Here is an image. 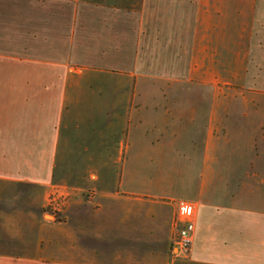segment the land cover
<instances>
[{"label": "crops", "instance_id": "0c3cea01", "mask_svg": "<svg viewBox=\"0 0 264 264\" xmlns=\"http://www.w3.org/2000/svg\"><path fill=\"white\" fill-rule=\"evenodd\" d=\"M262 106L264 0H0V264H264Z\"/></svg>", "mask_w": 264, "mask_h": 264}, {"label": "built area", "instance_id": "2783aa9c", "mask_svg": "<svg viewBox=\"0 0 264 264\" xmlns=\"http://www.w3.org/2000/svg\"><path fill=\"white\" fill-rule=\"evenodd\" d=\"M54 202V201H50ZM56 207H54L55 209ZM176 227L172 237V245L181 251L187 253L193 241L194 232V207L185 201L176 202ZM57 210V209H56ZM59 212V211H56ZM56 214L53 215L54 219Z\"/></svg>", "mask_w": 264, "mask_h": 264}, {"label": "rangeland", "instance_id": "374dc122", "mask_svg": "<svg viewBox=\"0 0 264 264\" xmlns=\"http://www.w3.org/2000/svg\"><path fill=\"white\" fill-rule=\"evenodd\" d=\"M258 112H260L261 115H264V106H262L261 110ZM51 198L52 197H50L49 201H48L49 204L47 205V208H46L47 213H46L45 219L48 221L54 220L55 222H60L62 220L61 215L59 212H56V211H59L58 201L56 200L54 202H50V200L53 201ZM54 207H56V208L54 209ZM54 214H56L55 219L53 217Z\"/></svg>", "mask_w": 264, "mask_h": 264}]
</instances>
